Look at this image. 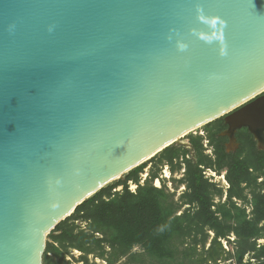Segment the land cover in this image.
Returning a JSON list of instances; mask_svg holds the SVG:
<instances>
[{"label": "water", "instance_id": "1", "mask_svg": "<svg viewBox=\"0 0 264 264\" xmlns=\"http://www.w3.org/2000/svg\"><path fill=\"white\" fill-rule=\"evenodd\" d=\"M223 117L264 123V0H0V264Z\"/></svg>", "mask_w": 264, "mask_h": 264}, {"label": "rangeland", "instance_id": "2", "mask_svg": "<svg viewBox=\"0 0 264 264\" xmlns=\"http://www.w3.org/2000/svg\"><path fill=\"white\" fill-rule=\"evenodd\" d=\"M225 119L113 181L95 203L85 201L49 233L43 264H264V151L242 131L240 149L229 154L220 135ZM145 200L166 223L150 240L121 217L122 206Z\"/></svg>", "mask_w": 264, "mask_h": 264}, {"label": "trees", "instance_id": "3", "mask_svg": "<svg viewBox=\"0 0 264 264\" xmlns=\"http://www.w3.org/2000/svg\"><path fill=\"white\" fill-rule=\"evenodd\" d=\"M142 166L136 168L135 170L131 171V174H137L142 170ZM104 189H102L100 192H98L96 195H94L91 199H89L87 202H85V204H91V203H95L96 201H98L100 198H102V194ZM134 197V196H133ZM157 205L152 203V201L148 200V201H142L139 204H130L128 205V207H123L122 206V210L121 209V217L122 220L130 225V226H134L136 232L138 234H141L140 238L143 236L142 233H145V236L142 238V240H147V239H155L154 236H152L153 234V230H155L156 228H164L165 229V225L166 223H163L161 218L158 216V213H156L154 211L155 207ZM205 208H203V213L205 216V220L206 223L207 222H211L212 219L210 218V212H209V207L208 205H204ZM97 212V211H96ZM97 213H100L99 211ZM91 215V213L89 214ZM143 229V230H142Z\"/></svg>", "mask_w": 264, "mask_h": 264}, {"label": "flooded vegetation", "instance_id": "4", "mask_svg": "<svg viewBox=\"0 0 264 264\" xmlns=\"http://www.w3.org/2000/svg\"><path fill=\"white\" fill-rule=\"evenodd\" d=\"M236 111H234L233 114ZM224 124L226 126V129L224 131L220 132V135H224L222 137L227 138V142L225 143V147H228V145L232 146V150L230 149L229 154H233V153L237 152L240 149L241 144H239V140L240 139H239L238 135L242 131H245L246 133H248L251 136L252 140L257 144V146L264 151V143L262 144L259 140H257L255 134L250 130V128L248 126L238 127V128H236V130L234 132V129H229V126L227 125L226 119L224 121ZM232 143H235L236 145L234 146V145H232ZM169 176H168V174L166 172V177H169ZM158 181H159V184H157V186H159L161 184L160 180H157V182Z\"/></svg>", "mask_w": 264, "mask_h": 264}, {"label": "bare ground", "instance_id": "5", "mask_svg": "<svg viewBox=\"0 0 264 264\" xmlns=\"http://www.w3.org/2000/svg\"><path fill=\"white\" fill-rule=\"evenodd\" d=\"M260 117H262V116H260ZM256 125H257V123H256V121H254V124H251L249 126V128L255 134L257 140H259L263 144L264 143V128H263L264 123L262 125L263 127L261 126V128H258V129L256 128ZM229 129H234V132H235L236 127H235L234 123H231ZM167 174H168V176L170 175L169 172H167ZM157 184H159V181L157 182Z\"/></svg>", "mask_w": 264, "mask_h": 264}]
</instances>
